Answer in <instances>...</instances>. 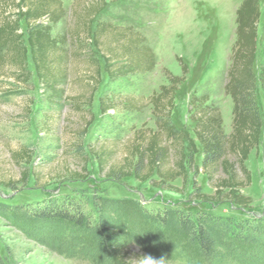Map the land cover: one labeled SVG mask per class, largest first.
<instances>
[{
	"label": "trees",
	"instance_id": "trees-1",
	"mask_svg": "<svg viewBox=\"0 0 264 264\" xmlns=\"http://www.w3.org/2000/svg\"><path fill=\"white\" fill-rule=\"evenodd\" d=\"M118 1L88 0L80 5L76 0L72 12L81 11L75 12L76 24L69 29L62 0H0V79L12 78L27 85L31 65L45 92L58 101L64 98L70 81L73 56L87 59L94 71L87 82L94 89L92 95L103 83V76L115 83L153 72L157 57L144 34L101 19L109 5ZM261 15L259 0H243L236 12V42L224 87L234 104L230 134L223 129L220 107L207 104V95L194 96L190 102L195 138L173 122L176 95L188 74L182 58L177 60L184 76L166 71L169 85L146 99L103 94V114L111 110L136 113L152 107L156 126V130L134 131L124 145L121 162H115L118 143L92 149L91 154L109 178L119 182L135 179L165 188L177 179L187 183L191 174L202 172L215 189L206 200L216 202L225 196L243 208L250 205L252 200L240 190L252 183L246 164L264 136V65L259 72L255 69ZM59 24L62 29L55 33ZM89 47L94 50L84 56L82 51ZM120 125L113 126L114 136ZM200 149L201 166L195 160ZM140 215L146 225L109 205L94 219L72 200H49L36 206L0 204V216L23 233L36 234L51 251L83 255L92 264H136L131 258L133 247L138 250L136 256L145 259L166 257L170 239L164 240V234L186 241L190 259L198 264H260L263 258L264 220L242 221L209 214L193 217L177 210L141 209ZM56 229L65 231L68 239L62 234L50 236ZM0 264H9L8 259L0 256Z\"/></svg>",
	"mask_w": 264,
	"mask_h": 264
},
{
	"label": "rangeland",
	"instance_id": "rangeland-1",
	"mask_svg": "<svg viewBox=\"0 0 264 264\" xmlns=\"http://www.w3.org/2000/svg\"><path fill=\"white\" fill-rule=\"evenodd\" d=\"M88 0H79L83 5ZM243 0H121L113 2L101 19L114 25L130 26L141 32L157 57L153 72L142 78L103 83L94 89L88 86L93 69L83 57H71L70 81L62 100H54L45 92L34 68L29 66L27 85L12 78L0 79V204L8 206H36L49 200L75 201L82 211L99 218L105 205L115 207L140 225H146L141 209L164 212L177 210L193 217L209 214L238 220H264V136L258 150H253L247 167L252 174L250 186L240 193L252 202L247 208L235 205L225 196L216 202L206 200L215 193L202 172L190 175L187 183L177 179L160 188L151 182L135 179L116 181L100 169L91 151L102 144H119L115 162H121L123 152L134 131L142 128L156 130L152 107L142 112L111 110L101 112L103 94L148 98L169 85L166 71L183 77L182 58L188 74L180 86L172 120L179 128L194 135L190 102L194 96L207 95V104L220 107L223 129L232 132L234 104L224 90L230 57L236 42V12ZM258 27V55L255 69L264 65V0ZM67 9L65 23L74 28L76 0H62ZM75 8V7H74ZM73 14V15H72ZM65 25V24H64ZM67 25V26H68ZM65 27V26H64ZM62 29L59 24L55 33ZM71 50H75L70 47ZM94 50L82 51L87 56ZM264 111V96H261ZM121 123L117 135L113 126ZM203 153L196 156L201 166ZM26 175V177H25ZM56 232V233H55ZM68 235L56 229L50 236ZM170 240L163 264H198L189 257L186 241L175 234H164ZM37 235L23 233L6 217L0 216V256L9 264H92L79 254L51 251L37 239ZM181 244V245H180ZM77 246V245H76ZM132 260L141 264L145 258ZM135 255V256H134ZM259 262L264 264V255Z\"/></svg>",
	"mask_w": 264,
	"mask_h": 264
},
{
	"label": "clouds",
	"instance_id": "clouds-1",
	"mask_svg": "<svg viewBox=\"0 0 264 264\" xmlns=\"http://www.w3.org/2000/svg\"><path fill=\"white\" fill-rule=\"evenodd\" d=\"M144 264H163V259H160V260H154L153 258L151 257H148L145 261H144Z\"/></svg>",
	"mask_w": 264,
	"mask_h": 264
}]
</instances>
